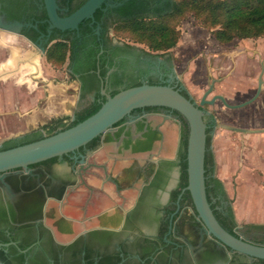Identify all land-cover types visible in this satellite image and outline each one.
<instances>
[{
	"label": "water",
	"instance_id": "1",
	"mask_svg": "<svg viewBox=\"0 0 264 264\" xmlns=\"http://www.w3.org/2000/svg\"><path fill=\"white\" fill-rule=\"evenodd\" d=\"M105 1L87 0L72 14L62 17L58 13L57 0H43L49 23L48 33L50 34L53 29H78L84 19L94 17V12ZM25 27L38 28L37 24L33 23L6 21L0 13V32L14 37H23L22 30ZM111 37L117 40L112 33ZM32 44L36 51L45 55L44 46L37 48L34 43ZM263 73L264 63H262L255 94L237 104L229 103L222 94H215L209 98L216 80L209 84L199 105L191 96H185L180 89L168 84L144 82L124 88L112 96L106 92L102 82L101 92L106 97V101L94 114L54 135L1 150L0 182L4 186V191L12 195V189L5 181L9 172L27 169L30 165L75 153L86 147L93 139L101 137L100 145L88 156L87 161L107 165L109 175L115 184L103 178L101 169L93 170L98 177L93 175L87 177L88 184L94 191L86 211L65 203L61 207L65 220L61 219L57 224L49 223L57 236L66 242H70L85 230L100 228H106L118 236L124 235L122 238L125 240L124 246H128L130 239L136 237L141 239V248L135 255L137 259H134L127 251L125 252L126 262L140 264L155 262L156 260L152 261L149 258L148 252L151 247H145L144 243L147 240H156L159 244L161 243L160 245L169 244L171 237L167 235L160 237L159 233L161 234V230L170 224L179 209L174 197L181 182L182 127L180 120L168 113L169 109L176 110L185 117L189 127L186 153L187 186L184 191H188L191 196L197 222L201 224L203 231L202 238L207 235L214 238L222 247L253 259H264V243L253 242L239 233L255 229L264 231V224L237 226L239 232L233 235L219 223L208 202L205 184L207 123L206 109H203L206 105H214L217 101H221L230 109H240L252 104L261 94L264 85ZM70 79L72 84H79L73 78L70 77ZM92 101V97H87L78 110ZM146 107L169 109L131 118L117 126L118 123L129 118L133 111ZM207 113L213 116L209 111ZM223 127L240 133L264 131V129L251 130L230 125ZM80 158V163L83 164L86 157L81 155ZM86 194L83 188L78 191L77 200H80V204ZM70 200L73 201V198ZM49 204L53 206L52 202ZM188 207L182 210L194 216L191 207ZM128 218L132 219L131 222L135 219L136 225H132ZM70 219L76 222L70 223ZM179 219L176 215L175 221ZM114 248L115 245L112 249ZM0 264L5 263L0 260Z\"/></svg>",
	"mask_w": 264,
	"mask_h": 264
},
{
	"label": "flooded vegetation",
	"instance_id": "2",
	"mask_svg": "<svg viewBox=\"0 0 264 264\" xmlns=\"http://www.w3.org/2000/svg\"><path fill=\"white\" fill-rule=\"evenodd\" d=\"M16 1L18 0H0V13L6 21H8L7 10L13 8L12 5ZM86 1L57 0L58 13L62 17L69 16ZM174 2L175 0H106L94 12V17L84 19L79 24L78 29H53L49 34V23L43 0H28L30 9L26 14H22V18L27 20V23L35 20L34 24H37V26L38 23L42 24L45 30L39 33L35 28L25 27L23 29L27 31L30 29L35 30L30 31L28 33L30 35L23 34L22 36L34 43L37 48L47 44L54 31L61 39L70 40L71 44L74 41L75 51L73 58L71 57L67 61L66 70L69 77L74 71H77L73 79L79 82L80 94L82 86L84 84L89 86V81H100L101 95L103 82L106 92L111 94L112 87L109 86V82L118 79L126 82L138 80L142 83L168 84L188 93L181 82L183 80L177 73L175 62L169 51L157 54L111 37L112 24L126 13L139 17H155L168 12ZM33 35L36 37L35 40L32 39ZM13 55L14 51L11 60L15 59V67L19 69V55L17 54L15 57ZM37 57V55L33 56L31 53L24 54V58H20L24 62L21 67L32 63L33 59H38ZM93 67H95V70ZM102 69H105L103 76L100 74ZM96 73L99 79L93 76ZM124 86L120 88L122 89ZM87 97H92L94 100L95 92H88L86 97L81 99L84 100ZM164 109H137L119 125L128 119L165 111ZM203 109L205 110V108ZM168 111L172 116H175L172 110ZM205 112L207 135L210 136L211 145V136L217 126V120L209 115L206 110ZM96 149H90L86 146L75 153L57 157L53 161L36 163L30 165L27 169L13 170L7 174L5 181L10 185L12 195L4 191V186L0 182V212H6L8 215L6 220H0V249L3 246L29 243L23 252H27V260L31 264H70L75 258L83 257L87 251L86 249L93 256L113 254L117 250L122 257L119 264H140L138 262L127 263L125 252L128 251L134 259H137L135 255L141 248V239L133 237L130 239L129 245L124 246L123 241L125 240L122 239L124 235L118 236L106 228H100L85 230L70 242H66L57 236L49 223L57 224L61 219L65 220L61 211V207L65 203L86 211L94 191L89 186L87 177L88 175L98 177L93 170L101 169L103 178L115 184V181L109 175L107 165L87 161L88 156ZM81 155L86 157L83 164L80 163ZM81 188L85 189L87 194L80 204L77 195ZM72 198L73 201L70 200ZM51 202L53 203L52 207L49 206ZM178 207L180 219L175 221L177 215L175 214L168 225L167 232L164 234L171 237L169 239L170 243L160 245L161 243L159 244L156 240L145 241V247H151L148 252L149 258L152 261L156 260L153 261L154 263L150 261L147 264H250L256 260L222 247L212 237L204 235L202 238L203 231L201 224L197 222V215L194 214V210L191 208L194 220H189L188 218L191 215L182 210L188 206ZM26 214H29V218H26ZM69 221L70 223L76 222L71 219ZM128 221L131 222L132 219L128 218ZM135 221L133 219V222H131L134 226L136 225ZM70 229L73 230V227L70 226ZM239 233L253 242L264 243V231L255 229ZM1 237L6 241H2ZM114 245L115 248L112 249ZM152 245L154 246L152 247ZM64 246L70 247L66 248ZM167 248L168 251H166ZM165 251L166 253H164Z\"/></svg>",
	"mask_w": 264,
	"mask_h": 264
},
{
	"label": "rangeland",
	"instance_id": "3",
	"mask_svg": "<svg viewBox=\"0 0 264 264\" xmlns=\"http://www.w3.org/2000/svg\"><path fill=\"white\" fill-rule=\"evenodd\" d=\"M176 27L179 33L178 42L169 53L175 62L177 73L183 80L181 81L183 86L196 104L199 105L203 93L213 80H216V83L209 98L215 94H222L229 103L237 104L255 94L264 63V36L236 38L230 43L223 44L214 38L210 29L204 27L201 21L190 13L181 16ZM111 33L119 41L156 52L147 42L139 40L131 33L116 34L113 29ZM32 45L25 37H14L0 32V92L6 96L4 99L7 102L0 103V119H3L0 127L2 123L4 124L1 127L3 132L0 133V145L3 138L9 135L8 132L14 130L13 128L19 131L27 125L29 114L38 116L39 118H35H38L37 121L41 124L52 116L72 113L85 102V99L79 96L80 85L71 83L66 70L67 62L63 65L53 63ZM14 50L19 55V69L15 66L7 67ZM26 53L38 56L40 73H31L25 68L26 65L21 67L24 64L21 59ZM25 74L28 82L21 84L20 81L24 82ZM262 78L264 80V73ZM1 98L3 99V96H0ZM204 108L217 120L211 137V149L223 145L233 149L236 146H250L253 143L260 149L264 148V131L257 134L262 137L261 140H255L250 134L223 127L230 125L251 130L264 129V85L258 99L244 108L230 109L221 101L214 105H206ZM214 153L216 155V152ZM259 174L264 177V173ZM263 183L264 179L259 181L260 186ZM232 186L236 188L237 183L232 181Z\"/></svg>",
	"mask_w": 264,
	"mask_h": 264
},
{
	"label": "trees",
	"instance_id": "4",
	"mask_svg": "<svg viewBox=\"0 0 264 264\" xmlns=\"http://www.w3.org/2000/svg\"><path fill=\"white\" fill-rule=\"evenodd\" d=\"M12 6L14 7L7 10V20L27 22V20L22 18V14H26V12L30 9L28 0H18L14 2ZM187 13L193 14L198 21H201L204 27L211 30L214 38L223 44L230 43L236 38L246 39L264 36V0H175L174 5L164 14H160L155 17H139L126 13V16L124 15L112 24V28L116 34L131 33V35L136 36L139 40L147 42L149 47L156 51L155 53L162 54L169 51L177 44L179 38V33L176 27L177 22L181 16L183 17L185 14L187 15ZM28 22L34 24L36 21L33 20ZM33 30L35 29H30L29 31L23 29L22 34L30 35L28 33H30V31L33 32ZM44 30V26L38 23L37 32L40 33ZM35 38L36 37L33 35L32 39L35 40ZM74 45V41L71 44L70 40L67 41V39H61L57 35L56 31H54L49 42L44 45L45 56L53 63L63 65L69 60V58H73V53L75 51ZM93 69L95 70V67H93ZM75 72L77 71L72 73L71 78L75 77ZM100 74L103 76L105 74V69H102ZM93 76L99 79L97 73ZM89 82V86L86 84L82 86L80 96L81 98H85L88 92L94 91L95 98L86 107L76 111L74 119H72L70 115L52 118L43 126L24 134L21 137L5 140L1 144L0 151L38 141L45 136L54 135L75 126L98 111L103 102L106 101V97L100 93V81ZM140 84H142V82L138 80L126 82L122 79H118L117 81H111L109 82V86L112 87L110 95L114 96L124 88ZM123 85L125 86L121 89L120 87ZM181 92L185 96L190 97L185 90H181ZM146 108L150 110H158L159 108L164 107ZM172 111L173 114L180 120L182 127L181 182L179 189L176 191L174 201L176 202V206H189L194 210L189 192L184 191L187 186L186 153L189 127L182 114L176 110ZM100 142L101 137H97L88 143L87 147L95 149L100 145ZM56 158L57 157L49 159L45 162L53 161ZM214 173L215 161L212 151L210 150V136L207 135V151L205 157V184L207 199L219 223L231 234L237 235V223L235 221L231 205L232 202L227 196L222 181L216 178ZM178 214L179 212L177 213V216ZM194 214L196 215L195 211ZM26 216V218H29V214H26ZM7 217L8 215L6 212H0V220H6ZM188 219L194 220V216H190ZM181 220L184 222L183 218H181ZM167 230L168 226L161 230L160 236L162 237ZM1 240L6 241L3 237H1ZM28 245L29 243H19L17 245L3 246L0 249V260L5 264H31V262L27 260V252H23ZM64 247L68 248L70 246ZM86 250L87 251L83 257H79L77 259L75 258V260L70 264H119L122 260V257L118 252L113 254H97L93 256L88 249ZM166 251H168V248ZM250 264H264V259H256Z\"/></svg>",
	"mask_w": 264,
	"mask_h": 264
},
{
	"label": "crops",
	"instance_id": "5",
	"mask_svg": "<svg viewBox=\"0 0 264 264\" xmlns=\"http://www.w3.org/2000/svg\"><path fill=\"white\" fill-rule=\"evenodd\" d=\"M17 54L18 53L14 50L13 56L15 57ZM34 60L35 59H33L32 63L26 64L25 68L29 69L31 73H40L41 66H39V64L32 65ZM14 61L15 59H10V62L7 63V67H14ZM25 76H27V74L24 75V82L20 81L21 84L28 82ZM0 96H3V99H0V103L1 101L7 103L6 99H4L6 96L4 94H1ZM76 111H78V109L74 110L72 113H63L61 115L52 116L46 122L41 124L37 121L39 120L38 116H35L38 117L35 118L33 115L29 114L30 118L26 121L27 125L19 131L13 128L14 130L8 132L9 135L5 136L2 142L11 138L23 136L26 133L38 129L49 122L52 118L63 115H70L72 117ZM2 120L3 119L1 118L0 122H2ZM3 126L4 124L2 123L1 127ZM9 126H11V124H9ZM1 127L0 133L3 132ZM253 133H256V135H251ZM244 134H250V137L255 140H261L262 138L257 135L258 132ZM231 149L232 148L227 147V145H223L219 148L217 147L214 150L212 149L215 161V177L222 181L227 196L232 202L231 205L238 227L264 224V183L261 184V186L259 184V181L264 179V177L259 174L264 173V148L260 149L255 146V143H253V145L250 146L245 145L233 147L232 152ZM214 152H216V155ZM232 181L237 183L236 188L232 186Z\"/></svg>",
	"mask_w": 264,
	"mask_h": 264
},
{
	"label": "bare ground",
	"instance_id": "6",
	"mask_svg": "<svg viewBox=\"0 0 264 264\" xmlns=\"http://www.w3.org/2000/svg\"><path fill=\"white\" fill-rule=\"evenodd\" d=\"M38 61H39L38 59H35V60H34V63H33L32 65H38V64H39ZM33 68H34V67H33Z\"/></svg>",
	"mask_w": 264,
	"mask_h": 264
}]
</instances>
